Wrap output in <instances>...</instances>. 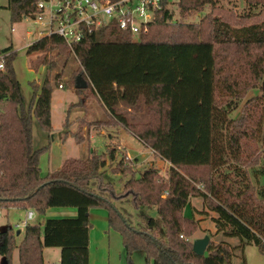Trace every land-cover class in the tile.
<instances>
[{
  "label": "trees",
  "instance_id": "obj_1",
  "mask_svg": "<svg viewBox=\"0 0 264 264\" xmlns=\"http://www.w3.org/2000/svg\"><path fill=\"white\" fill-rule=\"evenodd\" d=\"M35 2L8 0L11 22L31 19ZM214 2L177 0L176 5L182 17ZM244 2L245 23L216 15L203 20L201 28L172 23L165 0L147 33L136 40L110 25L71 46L55 35L34 41L26 48L27 56L38 55L30 69L43 67L45 73L40 85L30 83L27 106L12 67L15 53L0 51L10 52L0 71V210L19 207L43 216L48 208L76 212L73 218H44L26 226L18 246L11 228L1 231L5 264L14 249L19 264H44L43 250L51 248L59 249V264H88L92 208L107 210L108 227L120 235L128 262L141 252L146 264H232L235 259L246 264L247 246L264 257V0ZM69 59L78 68L60 83L58 68ZM78 77L85 88L75 87ZM54 87L77 96L67 117L72 107H83L86 97H93L110 122L169 164L166 179L152 168L135 178L122 160L114 170L129 177L123 187L134 209L155 213L145 217L144 229L124 218L96 185L105 156L114 160L113 148L107 147L106 155L88 149L82 158L66 159L41 176L39 158L49 145L34 148L32 121L51 132ZM120 107L144 109L146 120L128 122ZM86 133L65 130L64 135L80 145L89 141ZM191 198L201 200L196 213L209 217L214 227L202 256L183 239L198 229L197 221L183 215Z\"/></svg>",
  "mask_w": 264,
  "mask_h": 264
},
{
  "label": "rangeland",
  "instance_id": "obj_2",
  "mask_svg": "<svg viewBox=\"0 0 264 264\" xmlns=\"http://www.w3.org/2000/svg\"><path fill=\"white\" fill-rule=\"evenodd\" d=\"M8 0H0V51L10 48L15 53L12 67L16 79L20 84V91L24 99V105L27 106L32 89L30 83L40 85L45 70L43 67L36 72L30 69L31 61H33L37 54L30 56L26 55V46L33 43L37 38V33L45 31L34 24L31 19H24L20 22H11L9 12L5 9ZM177 0H168L167 9L172 13V23H180L187 25H196L202 27L201 22L207 18L222 16L229 18L230 23H237L238 20L243 23L246 22L244 15L248 12V8L244 0H215L213 5H206L201 12L185 13L182 17L179 15V9L176 5ZM254 20V19H253ZM252 20V21H253ZM168 23V22H167ZM168 26V25H167ZM13 29V30H12ZM12 30V31H11ZM78 65L75 60L69 59L64 68H58L61 72L60 83L69 78L70 72L75 71ZM79 85L82 81H78ZM87 96V95H86ZM84 106L72 107L67 117V109L69 105L77 102V96L71 89H59L54 87L51 94L50 105V123L51 132L49 134L43 132L37 123L32 121L33 146L39 149L42 146L49 145L47 152H44L39 158V169L41 176H45L52 169H57L62 161L70 158H82L86 155L88 149L97 155H106L107 147L114 149V160L110 161L106 157V167L103 169L102 177L97 181L96 185L107 198L111 205L120 214L126 218L134 227L144 229V219L147 217H154V212L146 211L145 209H134L130 203V196H127L124 183L129 177H123L120 174H114L118 162L123 161V167L132 170L134 177L138 178L139 174L147 167L155 170L159 177L166 179L168 173V164L164 163L159 158L152 160V151L145 149L134 137L119 125L109 121V117L104 112L98 102L90 96L86 97ZM119 112L124 113L128 122H144L146 120L144 109H132L126 111L124 107H120ZM67 117V126L63 127V123ZM85 122L82 124V122ZM87 123V125H86ZM88 124L91 127H88ZM89 128V129H87ZM65 130L71 133L80 131L86 137L88 130L89 141L80 145L74 142L71 135L65 137ZM129 155V159L127 155ZM121 167V166H120ZM96 185L94 190H96ZM62 208H48L46 215L49 212H55ZM32 210V209H30ZM95 216L89 219V234H91V243L89 245V264H146L144 256L134 253L130 257V262L126 259L121 243L120 235L113 229L108 227L106 221L101 220V215H106L107 210L104 208H92ZM34 217L28 221V225H38L45 218V215H40L34 212ZM23 209L10 210L6 216V212L0 210V232L7 227L11 228L13 232L19 231L20 234L15 236L16 246L20 244L24 235V228L19 223L23 221L25 214ZM146 215V216H144ZM16 226H18L16 228ZM104 237V240L101 238ZM203 235L197 228L192 235L185 237L189 242L195 239L202 238ZM211 240V239H210ZM212 241H215L213 239ZM236 243V240H233ZM252 252L258 254L259 258L264 261V257L260 255L258 250L253 246ZM246 248V247H245ZM245 250V249H244ZM257 252V253H256ZM59 249H46L43 253L44 264H59ZM245 257V253H244ZM246 259V258H245ZM247 261V260H246ZM238 260L232 261V264H238ZM0 264L4 263V257L0 256ZM10 264H19L17 250L14 249L11 255ZM247 264H257L253 257L248 255ZM264 264V263H263Z\"/></svg>",
  "mask_w": 264,
  "mask_h": 264
},
{
  "label": "built area",
  "instance_id": "obj_3",
  "mask_svg": "<svg viewBox=\"0 0 264 264\" xmlns=\"http://www.w3.org/2000/svg\"><path fill=\"white\" fill-rule=\"evenodd\" d=\"M163 1L165 0H36L31 20L45 28V31L38 32L35 41L55 35L71 46L81 42L94 30L110 25L136 40L147 33ZM9 54L10 52L0 53V71L4 70V59ZM1 113L0 102V122ZM33 216V211L27 210L19 225L25 229ZM183 239L187 241L186 238Z\"/></svg>",
  "mask_w": 264,
  "mask_h": 264
},
{
  "label": "crops",
  "instance_id": "obj_4",
  "mask_svg": "<svg viewBox=\"0 0 264 264\" xmlns=\"http://www.w3.org/2000/svg\"><path fill=\"white\" fill-rule=\"evenodd\" d=\"M125 132H127V131H125ZM128 133V132H127ZM129 134V133H128ZM135 139V138H134ZM139 142V141H138ZM140 143V142H139ZM141 144V143H140ZM142 145V144H141ZM146 149V148H145ZM147 150H149V149H147ZM149 151H151V150H149ZM127 155V154H126ZM152 155V160L154 159H157L154 155H153V153L151 154ZM127 158L129 159V155H127ZM163 160H161V162H162ZM63 162V161H62ZM62 162H61V164H62ZM164 163H166V164H168L167 162H165V161H163ZM60 164V165H61ZM60 165H59V167H60ZM58 167V168H59ZM168 167H169V164H168ZM148 168V167H147ZM150 168V167H149ZM56 170V169H55ZM52 171H54V169H52L50 172H52ZM201 204H202V202H201V200L199 199V198H191L190 199V203H189V205H190V207L189 206H187L184 210H183V215H184V217H186V218H188V219H192L193 218V220L194 221H197V226H198V230H199V232L203 235V236H205V235H207L208 236V234H213L214 233V227H213V223L210 221V218L209 217H206V216H202V215H199V214H197L196 212L198 211V210H200L201 209ZM15 209H21V208H19V207H13V208H10V209H8V210H2V211H5L6 212V216H7V214L9 213V211L10 210H15ZM94 212H93V210H89V212H88V218L90 219L91 218V216H92V218L95 216V214H93ZM25 214H26V212H25ZM25 214H24V217H23V219L25 218ZM75 215H76V212L74 211V210H72V209H61V210H57V211H55V212H49V214L48 215H46V213H45V218H73V217H75ZM0 216H1V214H0ZM34 217V216H33ZM101 220H103V221H106L107 222V214L106 215H101L100 217H99ZM44 219V218H43ZM43 219H42V221H43ZM42 221L40 222V224L42 223ZM16 228H17V226H16ZM20 234V233H19ZM91 234H89L88 235V253H89V245H90V243H91V236H90ZM101 240H104V237H102L101 238ZM252 247H246L245 248V250H244V253H245V260H247L246 261V264H247V262H248V255L250 254L252 257H253V259L255 260V263L257 262V264H263L264 263V261L263 260H261V258H259V256H257L258 254H255V252H252ZM46 249H44L43 250V253H44V251H45ZM135 253H138V254H141V255H143L141 252H135ZM257 253V252H256ZM134 254V253H133ZM42 256H43V254H42ZM48 264V263H47ZM88 264H89V254H88Z\"/></svg>",
  "mask_w": 264,
  "mask_h": 264
},
{
  "label": "water",
  "instance_id": "obj_5",
  "mask_svg": "<svg viewBox=\"0 0 264 264\" xmlns=\"http://www.w3.org/2000/svg\"><path fill=\"white\" fill-rule=\"evenodd\" d=\"M78 81H82V83L79 85ZM86 84L85 82L82 80L81 77H78L76 79V84H75V87L77 88H85ZM19 231H16L15 232V236H18L19 235ZM209 243V237L207 235L203 236L202 238H199V239H195L193 242H192V245H191V250L192 252L195 254V255H198V256H202L207 248V245Z\"/></svg>",
  "mask_w": 264,
  "mask_h": 264
}]
</instances>
